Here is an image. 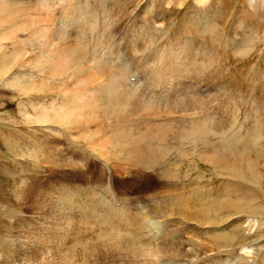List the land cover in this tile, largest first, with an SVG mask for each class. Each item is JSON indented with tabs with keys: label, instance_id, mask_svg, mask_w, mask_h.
I'll return each instance as SVG.
<instances>
[{
	"label": "bare ground",
	"instance_id": "6f19581e",
	"mask_svg": "<svg viewBox=\"0 0 264 264\" xmlns=\"http://www.w3.org/2000/svg\"><path fill=\"white\" fill-rule=\"evenodd\" d=\"M38 1L41 2L40 7L31 0H2L0 6V25L5 22L1 16L9 11V5L11 8L14 6L21 12L22 18L35 24H28L17 31L34 30L32 36L40 39L35 45L54 57L49 55L54 59L51 61L48 55L44 54V57L35 50L30 69L39 73V77L27 73L18 78L19 75L12 74L14 72H11L8 61L22 59L26 50H21V46L24 47L25 43L11 38L8 30L5 37L0 33V71L3 73L0 75V86L15 90L13 92L18 95L44 92L39 98L29 97L32 114L22 110V104H19L23 123H33L41 132L33 141L34 148L38 145L42 148L40 153L18 152V155L21 158L32 156L37 163L47 165L45 171L49 178L47 187L41 189L36 186L22 189L19 183L14 187L23 206L31 199L34 204L39 203L41 216L48 217V223L40 220L35 225L37 228L20 221L14 224L12 237L18 245L19 264H190L189 259L203 257L211 250L216 252L221 247L242 241L252 230L258 229L261 218L254 215L263 209V200L259 203L251 198L242 199L241 192L237 191L240 186L237 182L264 181V167L259 163L261 156L257 157L263 152L264 145L261 146L258 141H244L248 137L234 140L236 135L233 140H225L222 133H217V124L204 113V102L201 103L202 110L198 108L196 118L174 116L177 111L186 113L190 109L192 104L186 102L191 93L203 95V89L194 84H188L186 89L172 85V92L165 94L163 88H149L144 85L146 80L143 77L130 74L129 58L126 56H122L119 64L112 67L117 68L119 74L124 73L129 84L104 63L93 58L87 61L80 42L71 41L64 32L57 31L44 10L52 19L56 5L62 4L63 9L66 3L81 7L84 16L93 13L91 9L78 3L80 0H63V3L60 0ZM250 2L253 4L256 0ZM71 17L73 15L62 10L58 28L65 29L72 36H79L85 42V36L75 31L78 28L69 20ZM201 18V27L207 28L204 12ZM113 37L118 40L112 35L110 42ZM6 38L13 40L9 53H4L5 48L1 45ZM164 46L153 47L162 68L166 67L162 64L164 58L172 60L167 55L172 48L167 41ZM93 47L90 51L87 48L86 53L92 52ZM135 53H138L137 50ZM99 58L114 63L106 57ZM27 62L23 60L21 67L28 66ZM176 81L184 83V80ZM175 87L179 89L178 96L185 99L168 101V96L177 90ZM49 91L63 92L71 97L67 99L63 96L61 102L55 99L49 102L45 99ZM174 95L170 97L175 98ZM193 96L196 98L199 95ZM59 142L65 143V150L59 147ZM13 148L17 149L16 142ZM252 153L256 155L252 156ZM94 156L117 168L111 188L108 184L102 187L103 184L97 183L101 186L99 188L91 185L95 181L80 171L81 166H86L81 162L83 160L87 162V168L94 166ZM193 160L199 161L200 167L212 170V174L230 179L221 183L220 193H215L216 190L207 194L202 190L201 178L206 171L199 167L191 173ZM134 171L153 174V177L145 173L137 178L142 179L138 198L129 193L131 181L137 180ZM191 175L196 179L195 187L189 180ZM19 182L22 183L21 180ZM26 192L28 197L24 194ZM246 193V196L255 194L251 188H247ZM261 196L264 198V193ZM22 231L28 235L23 236ZM202 239L215 245L205 246L200 242ZM242 249L241 258L231 259L230 264H246L249 262L245 261L246 258L256 251L249 244ZM117 250L119 260L113 256ZM227 260L229 258L214 257L210 264H226Z\"/></svg>",
	"mask_w": 264,
	"mask_h": 264
},
{
	"label": "rangeland",
	"instance_id": "374dc122",
	"mask_svg": "<svg viewBox=\"0 0 264 264\" xmlns=\"http://www.w3.org/2000/svg\"><path fill=\"white\" fill-rule=\"evenodd\" d=\"M31 1H35L39 6L40 1ZM60 1L63 3V0ZM198 1L200 2L196 0H80L78 3H82L83 6H88V9H91L93 13L84 16L82 15L81 7L68 3L64 4V9L62 4L54 6L52 19L45 10L44 13L47 14L52 22V26L54 25L53 27L57 31L64 32L71 41L76 40L80 42L82 49L85 51L87 61L93 58L97 62L104 63L110 71L116 73L118 77L123 78L127 84H129L127 82V76L124 73L123 75L119 74V70L112 67L119 64L122 56L129 58V73L143 77L146 80V83L143 84L149 88H163V93L165 94L172 92L174 88L172 85H179L183 89H186L188 84H194L193 86L203 89L201 90L203 91L201 92L203 95L191 93V97L187 99V102L185 101L188 105L192 104L186 113L177 111L174 116L177 117L179 115V117L185 118L187 115V118H196L198 116L197 110L200 107L202 110L201 103L204 102V113L208 114L213 123L217 124V133H222L225 140H233L236 135L237 137L234 140H244L248 137L249 139L244 141L251 143L258 141L262 146L264 145V0H256L253 4H251L250 0ZM1 2L2 0H0V6L2 5ZM8 10L4 16H1L2 21L5 18V22L0 25L1 36L5 37V35L10 33L9 36L15 41L21 39L25 43L23 44L24 47L21 46V50L28 51V55L25 52L20 61L15 59L13 61L11 60L13 63L8 61L10 67H12L11 72H14L12 74H17V76L19 75L18 78H21L23 74L27 73H32L37 78L39 77V73L35 71L34 73L30 69L32 67L31 61L33 60L35 50L37 54L42 53L43 56L44 54L45 56L48 55L47 58H51V61H54V57L51 53H44L45 51L43 49L41 50L36 46L40 39L32 36L34 30L32 32L17 31L19 28H24L28 24L32 25L34 23L25 17L22 18L20 16L21 12L16 10L14 6L11 8L9 5ZM62 10H65L66 14L73 15L69 20L78 28L75 31H78L81 36H85V42L79 36H72L65 29L58 28L57 25L62 19ZM203 12L205 16L204 20L207 22V28L201 27V16ZM90 22H95V24L91 25ZM13 26H15L14 29L12 28ZM112 35L116 39L118 38V40L115 41L113 37L110 42L109 39ZM166 41L172 48L167 53V55L171 56L172 60L170 58H164L162 64H165L166 67L162 68L158 53L153 52V47L160 46L163 48L165 47ZM12 42L13 40H9L8 38L3 39L1 45L2 48H5L4 53H9L12 50ZM41 42H44V40L41 39ZM109 42L110 44L108 46ZM92 47L93 51L86 53V49L88 48L90 51ZM135 50H137V54ZM99 57L114 60V63L112 64L108 60L102 61ZM23 60L29 61L27 62L28 66L21 67L20 64ZM185 63L187 64L185 65ZM156 71L158 74H156ZM1 73L0 71V75L3 74ZM171 76L173 77L172 80L170 79ZM40 77L42 78V76ZM75 78L78 80L79 77L76 76ZM136 78L138 81L140 80L137 76ZM179 79L184 80V83L176 81ZM70 87L72 88V86ZM175 89H177L174 91L175 95L172 93L175 98L170 97L172 95L170 94L167 100L175 99L181 101V99H185L184 96H178L179 89L177 87ZM13 91L15 90L0 86V264H19L17 253L18 245L14 243L15 241L12 237L14 234V224L18 223L17 221L24 223L26 226H33L32 228H37L35 225L40 220L48 223V217L41 216L40 214L41 211L39 206H37L39 203L34 204L30 199L26 201L25 207L14 192V187L18 183L22 189H27L32 186H36L37 188L47 187L48 185L47 180L49 178H47L45 171V167L48 166L37 163L32 159V156L25 155L21 158L18 155V152L28 153L30 151H36L40 153L42 146L38 145L34 148L36 145H34L33 141L37 135L39 137L41 132L34 127L35 125L33 123H23L19 109L21 108L26 113L32 114V108L28 101L30 98L41 97L44 92L34 93L35 91H33L31 94L20 93L18 95ZM54 92H47L45 99L49 102L54 99L56 101L60 100L59 102H61L63 96L67 99L71 97V95H65L63 92ZM196 94L199 96L195 98L193 95ZM19 104H22L20 108ZM164 105H166V101ZM209 122L212 124L211 121ZM15 142L17 149L13 148ZM64 144V142H59V147L62 150H65ZM258 146H256V149ZM254 154L252 153V156L256 155ZM73 157L76 156L73 155ZM257 157L260 158V165L264 167V150ZM101 161L100 158L94 156L92 158L94 166L92 168L90 167L93 171L86 167L87 162L85 160L81 162L86 166H81L82 168L80 167L81 169H79L83 174L85 173V176L88 177L90 175L91 181H95L91 185L98 186L99 188L101 187L99 185L103 184L102 187H107L108 184V188H111L113 186L111 182H113L114 175L117 173V168H114L113 164H105ZM181 161L180 164L183 162ZM92 163L89 162V164ZM199 164L200 162L197 160L191 162L193 170H191V173L198 170L197 168L200 167ZM101 167L103 168L102 170ZM200 168L203 169L204 167ZM204 171L206 173L201 178V186L202 190L207 194L210 191L215 192L216 190L218 192L216 191L215 193H220L221 183H227L225 180H230L228 177L224 176L220 178L212 174V170L209 168H204ZM140 173V171L138 173L134 171L135 179L141 178L145 173L146 176L150 175L153 177L152 173L146 171L145 173ZM123 174L125 173L123 172ZM193 176L191 175L189 180L192 181V187H195L196 179ZM141 181L142 179H137L136 182L131 181L129 187V190L131 189L129 191V193L131 192V196L138 198V191L142 189L140 185ZM252 182H237L240 185L237 191L241 192L240 197L242 196V199L251 198L259 203L263 200V206L261 204V209L262 207L263 209L254 215H258L257 217L259 219L261 218L258 220V223H261H259L260 227L252 230L246 239L242 241L223 248L221 247L222 249L219 248L216 252H212L211 250L207 254L202 255L203 257L199 256L189 259L191 261L190 264L193 262L194 264H199V262L202 264H210L214 257L229 258L226 264L231 263V259L241 258V250L244 249H242V246L248 244L253 245L256 251L251 257L246 258L245 261H249L246 264H262V260L264 259V222H262L264 221V198L261 196V193H264V181L257 182L254 180ZM247 188H251V191L255 194L246 196ZM20 193L22 194V192ZM153 193L155 194L156 192ZM24 194H26V197L29 196L28 192ZM24 229L26 230V228ZM23 231L21 234L27 236L28 234H25ZM24 238L27 240L26 237ZM200 242L208 247H213V244L215 245V243L207 239H202ZM21 252H23L22 249ZM114 252V258L116 257L119 260V251ZM172 259L176 260L175 258ZM197 259L200 260L198 261ZM203 259L207 261L203 262Z\"/></svg>",
	"mask_w": 264,
	"mask_h": 264
}]
</instances>
